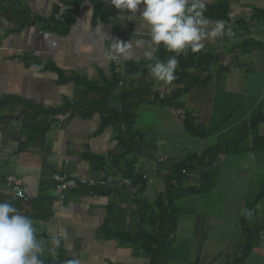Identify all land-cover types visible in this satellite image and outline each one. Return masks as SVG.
I'll return each instance as SVG.
<instances>
[{"label": "crops", "instance_id": "crops-1", "mask_svg": "<svg viewBox=\"0 0 264 264\" xmlns=\"http://www.w3.org/2000/svg\"><path fill=\"white\" fill-rule=\"evenodd\" d=\"M2 1L0 202L12 203L22 214L33 220L37 238L46 242L45 252L41 257L44 264H67L71 259H78L80 264H147V259L137 247L120 244L117 240L106 237L107 229L118 230L124 226L128 230L129 225L137 226V205L131 202L132 198L128 202H122L118 196H93L85 188L71 186L64 193V201L60 203L55 189L56 183L52 179L54 174H60L99 180L100 173L93 169L92 163L95 157L105 159L116 151L113 128L108 127L101 131L97 116L68 119L65 115L53 116L54 122L44 130L34 116L37 110H52L60 107L64 101L76 98L80 90L73 83L63 80L75 76L99 83L101 75L109 78L111 61L107 56L111 50L112 39L124 42L132 40V59H121L114 64L125 85L137 84L139 71L148 62L143 56L144 49L135 47L137 40L148 39V26L138 17L143 5L138 6L137 16L127 11L125 14L118 11L106 24L94 25L93 7L89 2H84L74 15L69 31L61 34L43 29L42 23L32 26L22 17L17 19V16L13 17L10 13L7 17L1 14L10 4L20 10L22 15L39 17L47 24L51 18L60 19L67 9L64 3L68 0ZM101 1L105 8H113L105 4L104 0ZM217 1L207 2L215 4ZM233 5L234 0H231L230 18ZM211 26L210 23L209 27ZM246 38L251 37H235L232 42L228 40V35L206 40L205 52L219 53L222 61L232 60L234 67L225 76H220L217 65H211L206 70L207 75L211 76L207 86L181 99L186 103V109L196 117L200 129L220 123L225 124L224 128L211 138L197 140L184 131L178 114L171 113L170 118H164L162 122L168 119L166 125L177 131L173 134L160 132L163 125L158 122L160 128L155 130L159 132L154 139L149 140L138 128L137 113L136 128L143 133L146 143H150L144 149V157L140 159L138 168L146 167L155 158H170L178 162L186 155H203L209 147L233 140L239 126L242 123L247 124L252 115L264 114V67L260 76L255 78L252 63L248 59L257 50H262L257 49L236 60L230 55L231 47ZM256 41L264 43V40ZM262 57L261 61L264 63V55ZM141 60L144 61L143 64L140 63ZM57 72H60V78ZM149 82L153 84L152 91H160L162 82L159 86L152 75ZM141 108L152 109L149 106ZM184 137L189 143H184ZM254 137H264V124L250 133L248 147L251 150L248 153L223 155L200 173L193 171L187 175L185 187L209 184L211 188L206 195L222 196L219 201L222 208L225 203L234 202L236 205L234 213L229 216L221 213L211 215V212L198 216L191 210H194L197 199L206 195L183 201L181 206L188 204L186 207L191 213L179 220L188 216L187 219H191L196 228L183 232L184 237L188 236L190 239L184 246L186 252L184 247L180 248L181 245L175 238L174 260L170 263L181 264L177 261L180 255L186 256L178 258L182 262L185 259L183 264H193L199 242L200 264H208L215 258L214 264H226L235 256L236 249L242 244L237 211L245 201L252 199L264 187V151L257 148L252 150L251 138ZM179 141L182 146L178 144ZM8 176L22 180L23 199H14L11 196L5 182ZM234 188H237L236 194H232ZM162 192V178L156 177L145 184L139 195L142 200L153 203ZM249 225L257 227L259 234L254 241L252 253L244 264H264V197L256 206L255 216ZM52 236L60 237L61 246L49 252L48 247L51 245L48 242Z\"/></svg>", "mask_w": 264, "mask_h": 264}, {"label": "trees", "instance_id": "trees-1", "mask_svg": "<svg viewBox=\"0 0 264 264\" xmlns=\"http://www.w3.org/2000/svg\"><path fill=\"white\" fill-rule=\"evenodd\" d=\"M84 2H89L93 7L94 25L97 23L106 24L108 19L115 17L118 12L115 8H105L101 0H68L64 3L67 9L60 19L51 18L47 24L39 17L30 18L27 14L22 15L20 10L18 11L10 4L8 5L10 8L8 7L1 16L7 17L10 13L13 14V17L17 16V19L22 17L32 26L42 23L43 29L66 34L73 23L74 15ZM230 7L231 0H218L215 4L206 1L205 16L211 22L225 21L228 30L231 29L236 38H243L247 32V21L240 19L233 22V19L230 18ZM251 12V19L256 22H264V7H252ZM257 49L264 50V43L246 38L231 47L230 55L236 60ZM156 55L166 61L174 53L161 47ZM177 59L179 60L177 79L171 83V90L167 94L151 90L153 84L149 82L151 76L147 67L149 61L140 69L136 85L123 84V80L117 73V67L111 61L109 78L101 75L99 83L89 82L75 76L65 79L64 82L73 83L75 88L80 90L76 98L72 101H64L60 107L52 110H34V116L38 118L39 125L44 130L54 122L53 116L65 115L68 119L97 116L101 131L108 127L113 128V139L117 143L116 151L105 159L95 157L92 163L93 169L100 173L99 180L95 181L103 184L85 188V190L93 196H118L121 197L122 202H128V199L132 198L131 202L137 205V226L129 225L128 230H125L124 226L118 230L107 229L106 237L117 240L120 244L137 247L147 259V264H169L174 260L173 246L179 218L193 212V210L190 212L186 206L182 207L181 203L190 197L204 196L210 191V185L203 183L197 187H185L184 184L188 180L187 175L193 171L200 173L206 166L223 155L237 156L248 153L251 150L248 147L250 133L255 132L259 125L264 124V114L256 113L250 117L247 124L242 123L239 126L233 140L209 147L203 155H186L182 161L178 162L170 158L164 159L165 162L162 163L156 158L151 160L146 167L158 162L156 177L162 178L163 192L156 197L153 203L142 200L139 192L143 191L147 182L141 179L137 171L140 168H146H138V165L140 159L144 157L146 145L150 146V143H146L143 133L136 128L137 110L140 107L156 106L173 111L178 114L184 131L197 140L211 138L225 126L224 123H220L207 129H200L196 117L186 109V104L181 99L191 95L193 91L198 92L207 86L211 76L207 75L206 70L211 65H217L219 75L225 76L234 67L232 60L222 61L219 53L205 52V48L197 53L189 51L186 55L181 54L177 56ZM57 73L60 78V72ZM119 84L121 85L119 86ZM251 144L252 150L257 148L259 151H264V137L251 138ZM86 160L91 162V159L87 157ZM123 181H128V184H124ZM79 188L84 187L80 186ZM263 197L264 187L252 199L245 201L238 218L242 232V244L236 249L235 256L226 264H244L252 253L259 229L251 227L249 223L254 218L256 206ZM200 244L201 242L198 244L193 264H200ZM215 261L216 258L208 264H214Z\"/></svg>", "mask_w": 264, "mask_h": 264}, {"label": "clouds", "instance_id": "clouds-1", "mask_svg": "<svg viewBox=\"0 0 264 264\" xmlns=\"http://www.w3.org/2000/svg\"><path fill=\"white\" fill-rule=\"evenodd\" d=\"M116 10L136 15L138 6L143 5L140 17L148 26V39H140L135 47L144 49L143 56L149 61L147 67L152 77L171 84L177 79L179 67L177 56L189 51L197 53L205 48L206 40L223 38L230 34L223 20L211 22L205 16L206 0H104ZM129 15V16H131ZM137 16V15H136ZM131 21V20H129ZM211 23V27H209ZM111 50L107 59L119 62L132 59L134 45L112 39ZM161 47L174 53L166 61L156 53ZM52 252L60 248L58 236L50 238ZM46 242L37 238L33 220L9 202H0V264H44L41 258ZM67 264H80L78 259H71Z\"/></svg>", "mask_w": 264, "mask_h": 264}, {"label": "rangeland", "instance_id": "rangeland-1", "mask_svg": "<svg viewBox=\"0 0 264 264\" xmlns=\"http://www.w3.org/2000/svg\"><path fill=\"white\" fill-rule=\"evenodd\" d=\"M206 1L215 2L216 0H206ZM252 7H256V8L264 7V0H234V5L232 7L233 14H232L231 18L233 20H238V18H239V20L243 19V20L247 21V32H246L247 37H251L255 40L257 39V40L261 41V40H264V24H262V22H256L253 19H251ZM232 26H234V25H232ZM229 32H230V34H228V37H229L228 40L230 42H232V41H234L233 38H235V37L233 36L231 29H229ZM228 55H229V52H228ZM245 55H247V54H245ZM263 55H264V50H262V51L257 50V52L253 53L251 55V57L248 58L250 60V62L252 63L255 78L260 76L261 70L264 67V63L261 61L263 58L262 57ZM143 62H142V60L140 61V63H142V64H143ZM249 74H250V72H249ZM122 82H123V84H126L124 81H122ZM157 82L158 81H156V83ZM159 83L160 82H158L157 84L159 85ZM170 86H171V84H167V83L162 82L159 92H161L162 94H167L171 90ZM155 89H156V87H155ZM164 110L165 111H161L157 107H152V109H146V110L141 108L140 110H138V112H137L138 113V128L140 130H142L143 133H145V135L147 136V138L149 140L154 139L157 135V132H159V131L160 132L164 131L168 134L169 133L173 134V132L177 131L176 129H173V127H169L170 125L169 126L166 125V122L170 118L171 113H174V112L170 111L168 109H164ZM231 116H232V113L230 114V116H228L229 120H230ZM164 118H168V119L165 122H162V119H164ZM158 122L163 125V126H161L162 129H160V130H159L160 124H158ZM169 122H171V121H169ZM143 127L144 128L146 127V129H143ZM155 129H158L159 131H156ZM152 131H154V133H152ZM180 133L183 134L182 132H180ZM168 134H165V135H168ZM184 136H187V135L184 134ZM187 137H189V136H187ZM187 142H188V139H186L184 137V143H187ZM178 144L180 146H182V143L180 141ZM178 144L176 143V145H178ZM158 145H159V143H158ZM141 162L145 163L144 161H141ZM236 189L237 188L233 189L232 194H236L235 193ZM221 199H222V196H220V195H215V196L206 195L203 198L197 199V202H196V205H194L193 211L198 216L208 215L207 213H209V212H211V215L221 213V214H225L227 216L234 213L236 203H234V202L225 203L224 208H222L219 205V201H221ZM185 206H188V204H186ZM242 210H243V205L241 206L240 210H238L239 212L237 211V213L240 215ZM185 215H187V214H185ZM187 218H188V216L183 217L179 220L178 225H177V230L175 233V238H177L178 243L182 246L181 247L179 245L180 248H183L184 246H186L188 243V240H190L188 238V236L184 237L183 232H185L189 229H195L196 228V227H194L192 220L191 219L189 220ZM183 249H185V252H186V248L184 247ZM186 254L188 256V253H186ZM180 257L186 258V256L178 255V258H180ZM178 258H177L178 263L183 264L185 262V259L182 262V260H179ZM170 264H172V263H170Z\"/></svg>", "mask_w": 264, "mask_h": 264}, {"label": "built area", "instance_id": "built-area-1", "mask_svg": "<svg viewBox=\"0 0 264 264\" xmlns=\"http://www.w3.org/2000/svg\"><path fill=\"white\" fill-rule=\"evenodd\" d=\"M121 84H119L120 86ZM166 158H161L159 162H165ZM158 162L152 163L149 167L140 168L137 174L141 177L142 180L150 182L156 178L158 171ZM53 181L56 183L55 189L58 192V200L60 203L64 201V193L71 187L78 188L80 186L84 188H93L98 185H102L101 182H96L92 179L79 178L74 176H66L60 174H54L52 176ZM5 182L10 189V194L14 199H23L24 193L22 190V180L14 176H8L5 178ZM124 184H128V181H123Z\"/></svg>", "mask_w": 264, "mask_h": 264}]
</instances>
